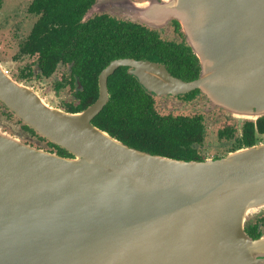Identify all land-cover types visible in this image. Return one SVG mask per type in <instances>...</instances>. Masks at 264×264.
<instances>
[{
    "label": "water",
    "instance_id": "water-1",
    "mask_svg": "<svg viewBox=\"0 0 264 264\" xmlns=\"http://www.w3.org/2000/svg\"><path fill=\"white\" fill-rule=\"evenodd\" d=\"M117 12L152 27L178 20L200 76L186 81L163 62L115 58L99 74L96 101L69 111L0 62V101L70 153L0 128V264H264L256 257L264 236L245 230L264 212V140L186 160L131 146L93 122L120 66L149 93L199 88L207 112L219 107L241 124L257 121L264 115V0H122Z\"/></svg>",
    "mask_w": 264,
    "mask_h": 264
},
{
    "label": "trees",
    "instance_id": "trees-1",
    "mask_svg": "<svg viewBox=\"0 0 264 264\" xmlns=\"http://www.w3.org/2000/svg\"><path fill=\"white\" fill-rule=\"evenodd\" d=\"M74 3V0H34L32 4V8L41 13L42 21L36 24L31 43L33 48L42 49L43 58L49 59L46 72L53 70L56 62L64 60L72 63L73 73L86 83L77 91L81 102L69 111L82 110L97 99L98 75L115 58L161 61L181 76L182 45L179 42L162 39L156 32L141 26L123 23L115 29L105 20L81 22ZM87 5L88 2L81 0L80 10ZM193 57L194 60L187 54L184 63L196 70L199 62L195 53ZM128 69V66H120L110 75L109 101L93 122L136 148L180 159L200 160L195 156V147L204 141V116L159 114L153 108L149 93ZM219 134L222 138H239L243 142L240 147L255 144L264 140V115L257 121L244 120L241 132L235 125L227 130L220 129ZM56 147L59 152L70 154L64 148Z\"/></svg>",
    "mask_w": 264,
    "mask_h": 264
},
{
    "label": "flooded vegetation",
    "instance_id": "flooded-vegetation-1",
    "mask_svg": "<svg viewBox=\"0 0 264 264\" xmlns=\"http://www.w3.org/2000/svg\"><path fill=\"white\" fill-rule=\"evenodd\" d=\"M74 1V6L77 8L75 13L78 16L81 15V22L90 23L92 20H96L98 22L105 20L111 22L115 29H119L123 23H126L128 26H141L145 29L156 32L157 36L162 39L169 40L171 42H179L182 45L181 76L173 73L166 65L167 68L172 74L186 81L194 80L200 76L201 64L196 55L195 56L199 62L198 69H193V66L191 67V65L187 67L186 63H184L187 54L193 60L195 58L193 57L194 52L192 48H188L189 45L186 42V35L178 20L170 19L168 23L163 24L162 26L152 27L141 20L133 19L129 15L124 16L121 15V13L119 14L117 9L121 6L122 0H105L103 4L100 5V9L94 10L93 12H90L91 8L99 0H84L85 2H88V5L82 10H80L81 0ZM33 2L34 0H0V62L2 63V67L7 74H9L18 82H22L29 86L36 92H38L36 89L37 86L43 88L44 83L52 82V88L57 93L61 94L60 104H62L66 110L72 109L76 104L81 102L77 91L82 89L86 83L85 81H81L79 75L73 73L72 63H65L64 60L56 62L52 67L53 70L46 72L45 65L49 59L43 58L42 49L39 47L33 48L31 43L36 24L39 21H42V18L40 17L41 13L32 8ZM94 24L95 23H93V25ZM51 59L54 61L56 60L55 56H52ZM60 69H63V71L58 77V70ZM64 89H68L69 92L67 95L62 94ZM149 96L151 98L154 110L161 115L173 114L175 116H204V141L202 144H199L197 147H195V156L198 159L202 160L209 157H222L235 150L237 147L242 146L243 142H240L239 138L237 137L232 136L222 138L220 136V129L227 130V127L235 126L229 122L226 125L220 127L217 131V139L222 143H220V145H216L214 148L204 147L209 130V123L214 121L217 115H219L221 112L218 111V108L209 112H207L205 108H202L201 103L204 101L205 95L199 88L191 89L182 93H149ZM210 116L212 118L211 120ZM221 118H223V116ZM0 126H2L5 131H8L14 135L15 138L26 144L38 148H44L48 151H56L61 155H70L64 152H59V148L56 147L57 144L49 141L32 127L23 122L2 101H0ZM210 150L214 151L210 153ZM245 230L253 239H259L263 237L264 212L255 217L254 220H252L245 227ZM256 257L263 259L264 261V250L262 254H258Z\"/></svg>",
    "mask_w": 264,
    "mask_h": 264
},
{
    "label": "rangeland",
    "instance_id": "rangeland-1",
    "mask_svg": "<svg viewBox=\"0 0 264 264\" xmlns=\"http://www.w3.org/2000/svg\"><path fill=\"white\" fill-rule=\"evenodd\" d=\"M62 71H63V69L58 70V77H59V75H61V72ZM52 84H53L52 82H46V83H44V87L43 88L37 86L36 89L38 90L39 94L43 97V99H45L48 103L64 109V107L62 106V104H60L61 103L60 102L61 101V98H60V95L61 94L60 93H57L52 88ZM68 92H69L68 89H64V91H63L62 94L63 95H67ZM202 103H204V101ZM217 108H218V111H220L221 113L219 115H217V117H216V119L214 121H212V122L209 123V130H208V134H207L206 143H205V146H204V147H207V148H214L216 145H220V143H222L220 140L217 139V131H218V129L220 127H222L223 125H226L229 122L231 124L236 125L237 128H238V131L241 132V128H242L241 120H239L237 118H233L230 115H226L225 114V110H222L219 107H217ZM214 109H216V108H214ZM222 116H223V118H221ZM211 119L212 118L210 116V120ZM0 128L3 131H5L2 128V126H0ZM5 132L14 137V135H12L11 133H9L8 131H5ZM213 151L214 150H210L209 152L212 153Z\"/></svg>",
    "mask_w": 264,
    "mask_h": 264
}]
</instances>
